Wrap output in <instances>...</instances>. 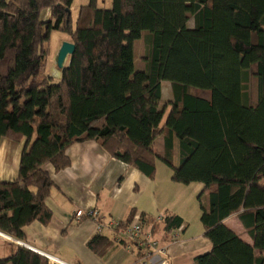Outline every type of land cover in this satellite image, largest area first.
<instances>
[{
    "label": "trees",
    "instance_id": "trees-1",
    "mask_svg": "<svg viewBox=\"0 0 264 264\" xmlns=\"http://www.w3.org/2000/svg\"><path fill=\"white\" fill-rule=\"evenodd\" d=\"M73 1L0 0V141L26 139L17 177L0 180V231L24 239L26 225L48 224L55 183L46 165L68 167L67 148L95 140L150 178L159 157L175 182L204 183L201 221L212 248L192 264H264V0H113L111 7L90 0L75 24ZM53 30L76 45L61 79L46 72ZM143 35L146 66L137 70L134 42ZM165 80L173 99L162 124ZM162 134L158 155L153 143ZM235 213L254 244L224 223ZM183 222L167 214L152 230ZM10 262L52 264L21 245L0 256Z\"/></svg>",
    "mask_w": 264,
    "mask_h": 264
},
{
    "label": "crops",
    "instance_id": "crops-1",
    "mask_svg": "<svg viewBox=\"0 0 264 264\" xmlns=\"http://www.w3.org/2000/svg\"><path fill=\"white\" fill-rule=\"evenodd\" d=\"M112 4L113 0H106L103 6L98 7H111ZM50 13V10L46 11L47 17ZM193 24L194 20L191 19L189 25ZM140 45H143L145 52L144 35L134 42L135 54ZM135 63L137 70H144V57L142 65H138L136 57ZM163 95L164 92L162 100ZM172 99L171 91L168 100ZM170 108L169 105L162 124ZM173 142V161L178 166L180 140L176 135ZM25 143V138L20 141L1 139L0 180L8 181L17 177ZM164 144V134L154 140L153 147L158 155L164 153ZM66 154L70 158L68 167L60 171H56L51 164L45 167L55 183L46 199L53 215L48 224L35 220L23 228L25 238L19 240L26 243L29 249L52 255L68 264H192L197 255L212 247V242L205 235L201 207L196 199V193L201 191V196L205 193L202 200L207 205L208 195L204 191V183L175 182L171 168L159 157L156 160V175L150 178L139 169L111 156L95 140L76 142L67 148ZM79 204L99 209L107 221L124 220L135 209V212L143 215L144 229L151 232L166 251L145 258L144 250L130 245L118 227L108 226L102 232H97L92 219L74 220V208ZM173 213L184 219L180 228L167 232L163 224L157 223L155 230H152L158 217ZM224 223L246 242L254 244L237 213L225 218ZM96 236H100V239L94 249L90 247L89 241ZM5 237H1L0 253L4 252L7 256L12 247L22 244L8 238L6 234Z\"/></svg>",
    "mask_w": 264,
    "mask_h": 264
},
{
    "label": "built area",
    "instance_id": "built-area-1",
    "mask_svg": "<svg viewBox=\"0 0 264 264\" xmlns=\"http://www.w3.org/2000/svg\"><path fill=\"white\" fill-rule=\"evenodd\" d=\"M73 218L76 221H80L83 218L92 219L96 223L97 232H102L108 226L117 227L121 221L120 219L107 221L99 209L94 207H85L80 204L76 205L74 208ZM163 218V216L158 217L159 220H163ZM120 234L130 243V245L144 250L145 258H148L154 253L166 251V248L160 245L159 241L153 236V234L144 229L142 215L139 212H135L128 226L120 230ZM45 255L49 257L52 263L56 262L58 264H68L60 261L52 255Z\"/></svg>",
    "mask_w": 264,
    "mask_h": 264
},
{
    "label": "rangeland",
    "instance_id": "rangeland-1",
    "mask_svg": "<svg viewBox=\"0 0 264 264\" xmlns=\"http://www.w3.org/2000/svg\"><path fill=\"white\" fill-rule=\"evenodd\" d=\"M105 1L106 0H97V3H98L97 5L103 6ZM89 2H90V0H74L73 1V3H72V18H73L74 24H75V22L77 20V17H78V14H79V10H80L81 6L83 4H88ZM46 17H47V14H46V12H44L43 18H46ZM65 41H71V37H70L69 33L65 32L63 30H53L51 32L50 39L48 40V43L45 45V47H47V49H49V55H48V58H47L46 72L48 73V75L54 77L55 79H61L62 75H63L62 69L59 68L58 65H57V55H58V52H59L62 44ZM144 54H145V52L143 50V45H140L137 48L136 54H135L136 61H137L138 65H142ZM69 63H70V59H67L66 65H69ZM163 85H164L163 86L164 99L162 100V105H165L166 109H168L169 102H170L168 99L170 98V93L172 91V84H171L170 81L165 80ZM255 90H256L255 89V85H252L250 87V91L252 92V95H255ZM200 194H201V191L196 193V199H197L199 204H200V201H199V195ZM201 197L204 198L205 197V193ZM191 203H192V200H191ZM200 207H201V205H200ZM5 234L6 233H4L3 236L2 235H0V236L3 239H6ZM6 235H7L8 238H14V237H12V236H10L8 234H6ZM16 242L22 244L21 246H25V247L29 248V246L26 243L22 242L19 239H17ZM211 248L209 250H211ZM203 252L205 253V252H208V251H203ZM40 254L46 256L43 253H40ZM0 256H5V253L4 252L0 253ZM46 257L49 259L48 256H46ZM9 264H12V263L10 262Z\"/></svg>",
    "mask_w": 264,
    "mask_h": 264
},
{
    "label": "water",
    "instance_id": "water-1",
    "mask_svg": "<svg viewBox=\"0 0 264 264\" xmlns=\"http://www.w3.org/2000/svg\"><path fill=\"white\" fill-rule=\"evenodd\" d=\"M75 49H76V45L75 43L71 42V41H65L59 52H58V55H57V65L59 68L61 69H64L65 67H67L68 65H66V61L67 59H70L72 54L75 52ZM1 232L0 231V235H1ZM15 241H17L16 238H13Z\"/></svg>",
    "mask_w": 264,
    "mask_h": 264
},
{
    "label": "bare ground",
    "instance_id": "bare-ground-1",
    "mask_svg": "<svg viewBox=\"0 0 264 264\" xmlns=\"http://www.w3.org/2000/svg\"><path fill=\"white\" fill-rule=\"evenodd\" d=\"M1 235H4V233H1Z\"/></svg>",
    "mask_w": 264,
    "mask_h": 264
}]
</instances>
